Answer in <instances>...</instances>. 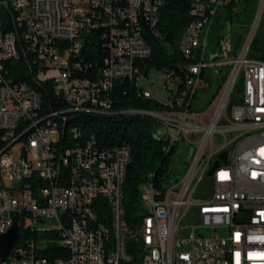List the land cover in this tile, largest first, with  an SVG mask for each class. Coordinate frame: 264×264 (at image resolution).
<instances>
[{
    "label": "built area",
    "instance_id": "2783aa9c",
    "mask_svg": "<svg viewBox=\"0 0 264 264\" xmlns=\"http://www.w3.org/2000/svg\"><path fill=\"white\" fill-rule=\"evenodd\" d=\"M230 1L200 0L203 31L213 29ZM161 5L162 0H0V237L14 224L21 231L51 222L53 228L39 230L68 251L67 258L50 261L42 253L46 245L33 242L4 264L129 263L131 254L120 249L127 231L120 186L130 150L103 147L80 129L52 127L57 110L42 116L41 106L51 91L65 107L71 98H82V105L87 98L113 99L115 83L123 80H140L143 96L177 105L179 86L168 74L145 75L137 67L151 55L140 22L156 27ZM263 12L261 0L236 57L208 61L206 43V64L196 68L201 82L204 72L212 78L214 68H226L210 110L196 115L191 104L187 117H152L171 145H191L193 134L200 139L177 181L163 193L152 183L143 189L145 241L137 244L144 246L147 264H264V51L249 56ZM98 28L109 29V56L92 81L78 76L79 57L86 35ZM187 29L193 46L185 57L202 39L193 19ZM64 54H72L71 63H64ZM10 62L26 66L28 80L10 77ZM219 229L227 236L215 234Z\"/></svg>",
    "mask_w": 264,
    "mask_h": 264
},
{
    "label": "trees",
    "instance_id": "16d2710c",
    "mask_svg": "<svg viewBox=\"0 0 264 264\" xmlns=\"http://www.w3.org/2000/svg\"><path fill=\"white\" fill-rule=\"evenodd\" d=\"M238 1L231 0L225 7L229 11L230 18ZM191 8V0H162L156 27H151L144 20L140 22L142 34L151 48V55L146 59L139 60L137 67L145 75L152 70L168 74L170 80L179 86L178 101L183 93H186L181 106L176 105V100H173L174 106L170 108L166 106V103L171 100L160 99V102L156 99H147L141 93L140 82L123 80L115 83L112 92L113 99H102L109 102V115L81 114L73 119L70 117L64 119L65 124L62 129H80L84 137L94 136L97 143L103 147H127L130 150L131 161L127 166L122 185V206L126 211V222L133 230L139 229L146 217L145 190L143 189L152 183L156 191L163 193L171 183L177 181L184 174L189 163L180 166L179 153L182 147L179 144H170L163 135L159 121L152 118L154 117L152 115L163 114L167 111L187 112L185 109L188 108V105L193 104L197 95L198 90L194 96H191V91L186 86L192 76L190 69L202 61L201 55L195 53L193 57L186 58L179 49L187 26L193 19ZM109 33L108 28H98L86 35L85 46L79 57V62L82 64V69L78 72L80 78L92 81L99 78L109 56ZM255 44L256 37L252 47ZM263 51L264 46L260 48L256 56L261 57ZM70 61L72 62V54ZM6 67L10 71L9 76L14 80H28V68L22 63L10 62L6 64ZM206 74L207 72H204L202 77L210 79ZM224 80L225 77L218 84L217 91ZM39 91L43 92V87H39ZM48 100V103L42 105V116H49L51 107L53 110H57V113L67 110L63 98L57 96L54 91L50 92ZM189 109L192 111V105ZM59 120L56 119L57 122ZM50 237L52 235L43 234L36 227L23 228L20 231L19 241L11 251L9 258H12L13 255L17 256L19 249L27 250L31 243L40 241L46 245L42 253H45V257L50 261L67 258L68 251L64 246L46 241ZM129 245L131 246L128 251L132 255L133 262L127 264H145L143 259L146 257L143 258V256L141 259L138 256L137 252H140V249L135 248V241L129 242Z\"/></svg>",
    "mask_w": 264,
    "mask_h": 264
},
{
    "label": "rangeland",
    "instance_id": "374dc122",
    "mask_svg": "<svg viewBox=\"0 0 264 264\" xmlns=\"http://www.w3.org/2000/svg\"><path fill=\"white\" fill-rule=\"evenodd\" d=\"M261 0H239L235 7L234 12L229 17V11L224 8L221 15L217 19L213 29H207L208 31V61H224L230 58L236 57L242 51L246 40L251 32L252 26L255 22ZM264 46V12L262 21L256 34V44L251 48L249 56L252 58L260 48ZM204 58L207 59V50H205ZM226 72V68L220 70L214 68L212 71V78L202 79L197 87L196 99L192 106L194 114H201L207 112L211 108V101L216 94L218 84L221 82L222 76ZM171 87V86H169ZM164 118L165 115H160ZM197 117V116H193ZM194 123V121H191ZM191 145L185 142H180L179 145L182 147L179 156L180 166L186 165L193 156L192 148L197 149V143L199 142L200 136L193 134L189 136ZM215 142L218 144L217 138ZM20 146L17 145L13 148V152L18 153ZM38 229L53 228V223H39L31 225ZM205 236H211L212 231H203ZM215 234L220 236H227L228 231L219 229ZM146 256V254H144Z\"/></svg>",
    "mask_w": 264,
    "mask_h": 264
},
{
    "label": "bare ground",
    "instance_id": "6f19581e",
    "mask_svg": "<svg viewBox=\"0 0 264 264\" xmlns=\"http://www.w3.org/2000/svg\"><path fill=\"white\" fill-rule=\"evenodd\" d=\"M192 2V15H193V20L196 21V34H202V39L196 40L194 44V54H189L186 58L193 57L195 53H200L201 55V60L196 66L191 67L190 73L192 74L191 78L187 82V89L191 91V96H194L195 92L197 91L198 84H200L201 81V76L200 74L196 71V68H203L206 64V59L204 58L205 55V48H206V43H208V31L203 29L206 27V19H203V12L200 11V0H191ZM179 49L183 55L187 53V50L189 47L193 46V33H188V29H186L182 40L179 44ZM71 54H64V63H71L70 61ZM139 83L140 80H137ZM186 90V91H188ZM179 91V89H178ZM189 93V91H188ZM187 93V95H188ZM186 93H183L181 99L178 101L177 105L181 106L182 103L184 102V99L186 97ZM185 96V97H184ZM147 99H153L150 96H144ZM191 99V98H190ZM109 100V99H107ZM157 101H160V99H156ZM108 101L102 100L101 98H87V105H82V98H71L70 99V107H67V110L61 113H57V116H52V127H59L62 129L63 125L65 124L64 119H60V117H65L69 114L74 115L70 116V118H75L77 116H80L81 114H103V115H109V106H108ZM166 106L172 108L174 106V101H168L166 103ZM42 108V106H41ZM51 113V112H50ZM160 115H165V119H174V118H181V117H187V112H179V111H167L163 114H158V115H152L156 118H162ZM69 118V117H68ZM56 119H60L58 122ZM66 119V118H65ZM74 129V128H72ZM65 130V129H63ZM128 166V165H127ZM127 167L125 168L124 171V177L122 180V184L120 186V195H121V207L122 210V185L125 180V174H126ZM144 204L145 208L147 210V201L146 197L144 195ZM145 222H146V217L142 221V225L139 229L133 230L126 222V228L127 231L123 233V239H121L120 242V249L121 250H128L130 249L129 242L135 241L136 249H140V252H137L138 256L145 258L146 256V251L144 249V246H140L137 243H144L145 241ZM31 225H36V224H29V228ZM134 243V242H133ZM129 245V247H128ZM134 249V248H133ZM11 254V253H10ZM131 254V253H130ZM134 254V253H133ZM135 255V254H134ZM10 256V255H9ZM137 257V255H136ZM138 257V258H139ZM9 258V257H8ZM135 258V257H134ZM132 255L129 257V263L132 261ZM146 262V259H143ZM133 262V261H132ZM131 262V263H132ZM147 264V263H145Z\"/></svg>",
    "mask_w": 264,
    "mask_h": 264
},
{
    "label": "water",
    "instance_id": "95a60500",
    "mask_svg": "<svg viewBox=\"0 0 264 264\" xmlns=\"http://www.w3.org/2000/svg\"><path fill=\"white\" fill-rule=\"evenodd\" d=\"M221 160L224 163L228 162V153H223L221 155ZM218 167V164L214 166L209 175H212L214 170ZM20 236L19 227L14 224L13 227L4 235L0 237V264H4V262L9 257L11 250L17 244Z\"/></svg>",
    "mask_w": 264,
    "mask_h": 264
}]
</instances>
